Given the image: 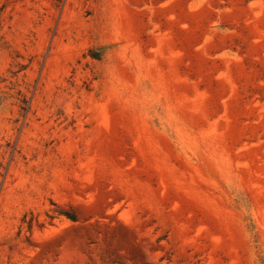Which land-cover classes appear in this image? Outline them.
I'll use <instances>...</instances> for the list:
<instances>
[{"label": "rangeland", "instance_id": "1", "mask_svg": "<svg viewBox=\"0 0 264 264\" xmlns=\"http://www.w3.org/2000/svg\"><path fill=\"white\" fill-rule=\"evenodd\" d=\"M0 264H264V0H0Z\"/></svg>", "mask_w": 264, "mask_h": 264}, {"label": "trees", "instance_id": "2", "mask_svg": "<svg viewBox=\"0 0 264 264\" xmlns=\"http://www.w3.org/2000/svg\"><path fill=\"white\" fill-rule=\"evenodd\" d=\"M66 215H69V214H66ZM70 217V216H69Z\"/></svg>", "mask_w": 264, "mask_h": 264}]
</instances>
